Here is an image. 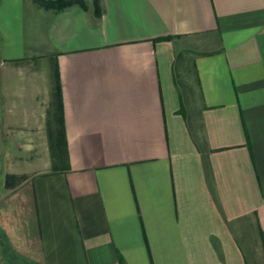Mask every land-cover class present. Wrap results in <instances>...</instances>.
<instances>
[{"label": "crops", "instance_id": "1", "mask_svg": "<svg viewBox=\"0 0 264 264\" xmlns=\"http://www.w3.org/2000/svg\"><path fill=\"white\" fill-rule=\"evenodd\" d=\"M84 2L0 0V264H264V0Z\"/></svg>", "mask_w": 264, "mask_h": 264}, {"label": "trees", "instance_id": "2", "mask_svg": "<svg viewBox=\"0 0 264 264\" xmlns=\"http://www.w3.org/2000/svg\"><path fill=\"white\" fill-rule=\"evenodd\" d=\"M40 6L48 9H53L54 11H60L64 10L66 8L72 7L74 5H80L83 8H85V2L84 0H35ZM93 9L96 11V13H99V0H92ZM59 84L55 83L54 89V98L56 99V102L59 100L60 96V89H58ZM63 154V153H62ZM2 239V238H1ZM7 243L4 239L1 240V248L3 252H6V246Z\"/></svg>", "mask_w": 264, "mask_h": 264}, {"label": "rangeland", "instance_id": "3", "mask_svg": "<svg viewBox=\"0 0 264 264\" xmlns=\"http://www.w3.org/2000/svg\"><path fill=\"white\" fill-rule=\"evenodd\" d=\"M36 86H38V85H36ZM42 89H43V87L41 86V90ZM52 135H53V139H55V140L52 141V143H51L52 144V151H51V153L56 154L55 153L56 150L59 152L60 149L62 148V145L60 146V149L58 148L59 145H60V143H61V140H60L61 138L58 136L57 132L55 134V132L52 131ZM8 155H9V158L11 160L16 159V160H14L15 163H18V164L21 163L22 164V162H25V160L27 159V157H30L31 155H34L35 156L36 154L29 153L26 150H24V151L22 150V151H10V152H8ZM50 156H51V154H48V153L46 154V158L47 159L50 158ZM28 160H30V159L28 158Z\"/></svg>", "mask_w": 264, "mask_h": 264}]
</instances>
